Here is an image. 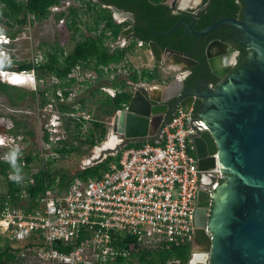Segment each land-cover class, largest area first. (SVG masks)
<instances>
[{"label": "built area", "instance_id": "2783aa9c", "mask_svg": "<svg viewBox=\"0 0 264 264\" xmlns=\"http://www.w3.org/2000/svg\"><path fill=\"white\" fill-rule=\"evenodd\" d=\"M70 7L87 11L86 4L79 0H60L48 9V16L41 22L53 21L57 31H67ZM87 18L90 19L87 13L82 16L83 21ZM35 24L34 17L27 15L21 28V34L30 44ZM19 35L17 32L12 38L5 34L2 42L6 47L0 51L8 58L14 44L21 39ZM106 36L103 45L109 49L128 45L127 37L121 35L112 41L110 31ZM137 48H143V43L138 42ZM146 50L154 60L150 49ZM68 53L64 50L65 55ZM45 60V53L36 46L28 62L29 71H3V74L11 82H25L32 88L38 97L37 112L51 116L45 126L44 133L48 135L47 141L44 135L45 144L60 146L63 137L53 134L62 130L63 121L72 118L83 125L78 117L79 100L91 93L96 98L114 99L122 90L111 82L115 75L127 74L132 65L125 58L118 64L100 67L105 79L100 84L99 73L86 62L77 63L64 78L39 77L37 68ZM128 84L132 95L137 84L150 89L158 87L145 80ZM59 105H70L74 111L61 113ZM126 107L123 105L122 109ZM205 130L193 107L185 112L178 106L153 143L122 149L118 162L112 163L100 178L76 177L63 189L54 190L55 186L39 195L31 208L26 189L33 185L32 172L23 171L22 182H16L21 189L18 205L0 189V195L7 199L0 207V236L8 238L17 260L26 264H140L142 252L191 247L199 191L213 193L215 186L224 184L225 180L217 161L205 171L198 168L191 139ZM5 145L11 146L9 141ZM5 155V148L0 149V160L6 161ZM207 176H212L213 181L205 190L202 184ZM129 237L133 240L125 241ZM57 244L69 251H60Z\"/></svg>", "mask_w": 264, "mask_h": 264}, {"label": "water", "instance_id": "95a60500", "mask_svg": "<svg viewBox=\"0 0 264 264\" xmlns=\"http://www.w3.org/2000/svg\"><path fill=\"white\" fill-rule=\"evenodd\" d=\"M176 1L171 2L174 11H177ZM242 1L241 21L222 18L201 31L187 26V32L204 36L221 26L231 25L249 35L250 44L245 45L243 40L239 43L250 49L255 59L247 58L230 74L237 64L232 45L221 40L209 42L205 49L207 65L222 83L214 91L209 88L200 93L184 83L197 62L169 48L162 51L156 42L150 41L147 46L154 61L167 66L166 75L172 76L161 80L156 88H136L127 107L115 111L110 124L112 134L126 141L122 149L132 142L154 141L176 107L185 112L193 107L195 112L196 98L210 99L207 112L199 115L207 130L191 139L199 170L212 168L217 161L220 173L228 175L226 184L220 185L213 234L206 230L205 213L210 194L202 190L198 193L191 254L197 257L199 253H208L209 264H264V0ZM110 9L118 24L133 20L130 12L116 7ZM182 24L180 20L161 35L174 32ZM133 33L130 26L121 35L129 37Z\"/></svg>", "mask_w": 264, "mask_h": 264}, {"label": "trees", "instance_id": "16d2710c", "mask_svg": "<svg viewBox=\"0 0 264 264\" xmlns=\"http://www.w3.org/2000/svg\"><path fill=\"white\" fill-rule=\"evenodd\" d=\"M79 1L86 4V13L90 19L87 18L83 21L82 16L86 13L80 11L78 8L70 7L66 24L68 31L71 32V38L74 40V46L67 55L64 54V50L57 44L48 45L49 50L47 52L44 48L46 60L44 64L37 68V75L39 77L54 75L64 78L77 63L86 62L99 73L103 80L104 75L100 67L120 63L135 52L138 42H142L143 48L146 49L148 42L154 41L162 51L169 48L176 52L187 54L196 61L197 64L190 69V75L184 81L185 85L190 89H200L199 82L201 79H207L209 82L210 79L214 80V76L208 68L205 55V49L209 42L221 40L238 48L240 53L238 64L235 67H239L247 59L248 51L243 46H240L232 37L234 27L231 25L221 26L204 36L187 32V26H191L195 31H201L222 18H242L243 3L241 0H202V4L198 8L186 11H174L169 4L170 0ZM59 2L60 0H0V24L6 26L4 34L13 38L23 27L27 15H32L36 22H41L48 16V9ZM110 7L130 12L133 15V20L118 24L112 18ZM180 20H183V24L174 32L168 35H161L170 30ZM102 25L103 27H101ZM130 26L133 28L134 33L127 37V46L109 49L103 45L104 41L108 39L106 36L107 31H110L111 39L115 41L121 36L123 29ZM30 69L31 65L28 63L18 64L13 61H10V64L8 61H5L4 65L0 67L2 71L21 72L29 71ZM155 75L156 72L149 74L147 71L138 74L137 70L133 67H130L129 72L124 76L115 75V80L111 82V85L121 89L122 92L117 94L114 99L107 97L100 103L107 107L105 112L112 115L113 112L122 109L123 105H127L130 102L133 95L128 90V82L136 84L139 80H145L149 83L156 77ZM214 81L217 82V79ZM9 87L17 88V86H11L6 83L0 84V89L4 92H7ZM32 93L34 94V92ZM92 94L95 97V94ZM20 95L24 97L27 96V93L24 92ZM57 107L61 113L74 111L70 105H59ZM194 115H196V111ZM73 121L72 118L66 119L67 123ZM75 127L77 129L81 128V123L76 122ZM93 128L91 140L82 142V144L90 143V145L96 146V143L103 140L107 131L105 126L96 122L93 124ZM65 129H68V127L65 126ZM0 131L4 132L5 130L0 127ZM7 131L9 133L13 132L11 129ZM47 139L48 135L46 134L45 140L47 141ZM150 142L153 143V141ZM63 143L65 144V142L59 141L60 146ZM142 144L143 142H132L122 149L140 147ZM66 145H63L60 150L56 151L61 154L66 153L68 151L65 148ZM5 150L9 151L10 149L6 147ZM121 150L115 155H109L104 160L84 168L76 174V177L83 180L100 178L112 163L118 162ZM69 151H74V148L71 147ZM37 161L39 162L36 163ZM18 163L22 167V172L30 170L35 164L40 165L36 172H32L33 185L26 189L30 208L39 195L43 194L46 190L53 189L55 186L63 189L73 180H68L65 174L59 175L57 172L45 170L44 162L38 158V155L36 156L32 152L20 156ZM47 164H53V161H49ZM11 172L12 169L9 163L0 160V180H3L2 184L0 181V188H4L13 203L18 205L21 189L16 185V182L9 178ZM6 200L4 195H0V207ZM132 240L129 237L125 241ZM56 248L60 251H69V249L63 250L60 244H57ZM190 257L191 247L183 246L161 250L156 253L142 252L139 262L140 264H188ZM16 261L17 258L9 246L8 238L0 236V264H11Z\"/></svg>", "mask_w": 264, "mask_h": 264}, {"label": "rangeland", "instance_id": "374dc122", "mask_svg": "<svg viewBox=\"0 0 264 264\" xmlns=\"http://www.w3.org/2000/svg\"><path fill=\"white\" fill-rule=\"evenodd\" d=\"M0 28H3L4 32L6 31L5 25L0 24ZM32 30L34 35L32 36L33 41L31 44L25 35L21 34L22 31L19 30L18 33L21 39L14 44L9 52L11 57L8 58V61L18 64L28 63L36 46L43 52L45 48L47 52L49 50L48 45L57 44L59 47L63 46L61 48H65L64 50L67 53L74 46L71 32H68V30L57 31L53 21L36 22ZM0 75V84H7L5 81L6 75ZM31 91L32 88L26 85L17 86V88L9 87L7 92L0 89V127L5 130L4 132L0 131V136H2L6 143L9 141V144H11L9 148L19 147L22 155L29 152H32L36 156L38 155V158L44 162L45 170L57 172L59 175L65 174L68 180L76 178V174L84 168L104 160L109 155H115L116 151L121 149L119 148L121 147V145L119 146L121 139L110 133L108 129H106V135L103 140L96 143V146H92L90 143L82 144V142L91 140L94 123L98 122L103 124L105 128L107 127L106 119L110 117V114L105 112L107 107L104 104H100L105 100V97L102 95V99L97 98L98 101H96V97L92 96H85L79 100L78 117L81 119L82 124L85 125L84 127L82 125L81 128L77 129L73 123L76 122L75 120L72 123L63 121L62 130L53 134V137H63L61 140H64L65 144L63 143L62 146L67 144L65 146L66 150H68L66 153L61 154L56 151L62 147L57 144L46 146L44 132L46 130L45 126L49 123L51 116L37 112L38 97ZM24 92L27 93V96L21 97L20 94ZM65 126L68 129H65ZM10 129L13 132L9 133L7 131ZM111 138H114L113 146H108L107 144ZM71 147L74 148V151H69ZM49 161H53V164H47ZM39 166L35 164L30 171L36 172ZM0 181L2 184L3 180ZM0 189L1 191H5L4 188ZM54 190H59V186ZM191 258L188 264H192ZM11 264L26 263L17 260Z\"/></svg>", "mask_w": 264, "mask_h": 264}, {"label": "flooded vegetation", "instance_id": "af4514ba", "mask_svg": "<svg viewBox=\"0 0 264 264\" xmlns=\"http://www.w3.org/2000/svg\"><path fill=\"white\" fill-rule=\"evenodd\" d=\"M242 3H243V1H242ZM170 6H171V3H170ZM242 19L243 18H240V19H237V20H240L241 21ZM248 24L249 25H253L250 22ZM232 37L234 38V40L239 45H240L239 40H243V42H245V45L246 44H250L249 43V40H250L249 35L248 34H245V33L244 34L241 33V31L237 30L236 28H234V30L232 31ZM244 49H246V48H244ZM247 51H248V54H247L248 60L251 59V58L255 59V55L251 52V50L249 49ZM231 52L233 53L232 54L233 55V59H236L237 60V64H238L239 53H240L239 49L236 48V47H234L232 45ZM161 66H159V67H161ZM166 68H167V66H166ZM237 69H238V67H233V69L231 70V73L230 74H232L233 72H235ZM189 75H190V70H189V74L185 77V79ZM170 76H172V75H170ZM185 79H184V81H185ZM215 79H217V82L214 81ZM214 80L213 79H210V82H209L207 79H201L200 82H199L200 89H191V90L198 91L200 93H205L210 88L212 91H214L215 88L220 83H222V80H220V79H218L216 77H214ZM138 85L139 84H137V87L136 88H140ZM208 102H210V99L203 98V97L196 98L195 99L196 114L200 115L203 112H207V108H209V106H210V104H208ZM118 138L121 139V143L119 144V146L121 145V147H122V144L126 143V141L124 139H122V137H120V136H118ZM121 147H119V148H121ZM117 152H118V150L116 151V153ZM226 178H228V175H225V180H224V184L223 185H225L226 182H227L226 181L227 180ZM212 181H213V177L212 176H207L206 177V180H205V183L202 184V189L207 190L208 187H209V185L212 183ZM220 196H221V186L217 190H215L213 193H210V201H209V207L207 209V212L205 213L202 210H199V211L197 210V213H201V214H204L205 213L206 214V216H207V223H206L207 224V229L206 230L208 232L210 231L212 234H213V229H214V215H215V213L217 211L218 201H219ZM191 257H192L191 258L192 259L191 261H193V259L195 260V263H192V264H209V262H210V255L208 253H199V254H197V257L191 254Z\"/></svg>", "mask_w": 264, "mask_h": 264}, {"label": "crops", "instance_id": "0c3cea01", "mask_svg": "<svg viewBox=\"0 0 264 264\" xmlns=\"http://www.w3.org/2000/svg\"><path fill=\"white\" fill-rule=\"evenodd\" d=\"M171 1L172 0H170V3H171ZM201 4H202V1H200V0H177L175 3V5L177 7V11L194 10V9L198 8ZM127 58L131 60L132 67L134 66V67L140 69V72L147 71V72H149V74H151V73L154 74L155 72L157 73V75H155L156 77L149 83H153L157 86H160L161 80L166 81L167 78L171 77L170 75H166V73H167L165 71V69H167L166 66H164V65L161 66V64L155 62L149 56V54L145 48H136L135 52L133 54L129 55ZM159 66H161L162 68ZM184 75H186V74L184 73ZM104 82H105V79H103V80L101 79L99 83L103 84ZM165 84L166 83H164V85ZM91 94L88 97H91L93 95V94L92 95ZM92 97H94V96H92ZM96 101H98L97 98H96ZM113 116H114V112L112 113V115H110V117H108L106 119V125H107L106 129H108V131L110 133H112L110 124H111V121L113 119ZM196 116H199V115L196 114ZM135 143H138V142H135Z\"/></svg>", "mask_w": 264, "mask_h": 264}, {"label": "clouds", "instance_id": "9594fccd", "mask_svg": "<svg viewBox=\"0 0 264 264\" xmlns=\"http://www.w3.org/2000/svg\"><path fill=\"white\" fill-rule=\"evenodd\" d=\"M5 39H6V37H5V34H4V29L0 28V49L6 47V44H4L2 42ZM5 61H8V57L6 56V54L3 51H0V67H2L4 65ZM8 63L10 64V61H8ZM0 74H3L2 70H0ZM5 81L7 82L8 85H11V84H9L10 81L8 80L7 76H6ZM23 83H25V82H23ZM11 86H15V85H11ZM117 111L118 110H116V112ZM5 144H6L5 140L2 138V136H0V149L6 148L7 146ZM21 155H22V152H21L19 147L11 148L5 155V160L9 163V165H10V167L12 169V172L10 174V179L12 181H14V182H17V183L22 182V180L24 178L23 175H22V167L18 163V160H19Z\"/></svg>", "mask_w": 264, "mask_h": 264}, {"label": "bare ground", "instance_id": "6f19581e", "mask_svg": "<svg viewBox=\"0 0 264 264\" xmlns=\"http://www.w3.org/2000/svg\"><path fill=\"white\" fill-rule=\"evenodd\" d=\"M9 84H11V85H15V86H24L25 85V83H23V82H15V81H13V82H11L10 81V83ZM114 137V136H113ZM113 143H114V138H111V140H109V142H108V146H113ZM194 261V262H193ZM193 261H192V263H195V260L193 259Z\"/></svg>", "mask_w": 264, "mask_h": 264}]
</instances>
